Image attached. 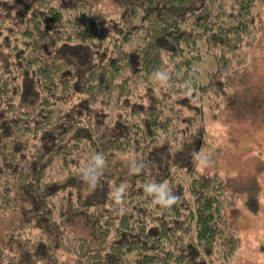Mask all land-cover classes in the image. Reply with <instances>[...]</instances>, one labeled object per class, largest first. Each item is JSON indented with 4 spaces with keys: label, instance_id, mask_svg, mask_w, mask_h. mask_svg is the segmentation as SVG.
<instances>
[{
    "label": "trees",
    "instance_id": "obj_1",
    "mask_svg": "<svg viewBox=\"0 0 264 264\" xmlns=\"http://www.w3.org/2000/svg\"><path fill=\"white\" fill-rule=\"evenodd\" d=\"M107 1L0 0V214L15 188L32 202L10 232L28 247L0 250V264H227L241 244L227 220L236 197L220 173L191 165L196 156L120 192L106 180L92 199L47 181L54 163L76 173L113 154L146 160L160 140L173 147L193 115L166 96H224L264 0ZM209 53L201 81L192 63ZM76 213L88 237L33 226L55 230Z\"/></svg>",
    "mask_w": 264,
    "mask_h": 264
},
{
    "label": "rangeland",
    "instance_id": "obj_2",
    "mask_svg": "<svg viewBox=\"0 0 264 264\" xmlns=\"http://www.w3.org/2000/svg\"><path fill=\"white\" fill-rule=\"evenodd\" d=\"M108 2L105 0L106 8L111 9L112 4ZM252 13H259L260 18L255 17L256 28L253 29L250 43L239 50L241 62L236 64L233 84L224 96L203 95L202 100L195 97L190 105L182 94L166 96L167 108L181 110L184 116L193 115L190 120H183L190 122V132L178 133L173 147L160 140L150 148L146 160L134 152L113 154L76 173L61 172L58 164L54 163L50 169L51 178L47 181L48 189L58 192L64 186L78 187L85 198L92 199L98 196L97 188L102 189L106 180L105 185L110 191L120 192L135 182L140 173L159 178L167 165L183 164L191 156H196L191 165L200 170L220 173L236 197L227 220L240 236L241 244L227 264H263L264 4H256ZM192 65L203 81L208 72L213 71L215 61L209 53ZM161 93L158 86L155 96ZM148 103L144 102L145 105ZM200 130L201 134L196 136ZM193 134L195 136L192 137ZM106 174L112 178H106ZM14 195L16 203L13 210L0 214V250L22 254L28 242L13 240L10 232L24 219V209L32 207V202L19 188L14 189ZM56 221L58 226L53 225L55 230H51L49 222L44 219L35 220L33 226L36 229L47 228L49 236L60 229L82 237H88L91 233V226L83 213Z\"/></svg>",
    "mask_w": 264,
    "mask_h": 264
}]
</instances>
